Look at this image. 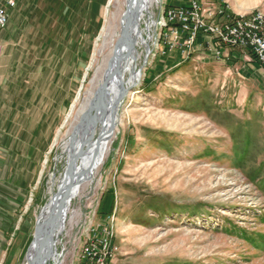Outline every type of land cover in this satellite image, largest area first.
<instances>
[{"label": "rangeland", "instance_id": "obj_1", "mask_svg": "<svg viewBox=\"0 0 264 264\" xmlns=\"http://www.w3.org/2000/svg\"><path fill=\"white\" fill-rule=\"evenodd\" d=\"M188 1H155L145 12L142 80L119 107L104 163L72 199L54 245L58 260L49 264H82L98 225L116 246L109 264H264V79L170 39L167 10ZM198 1L206 8L221 2L236 16L264 14V0ZM17 3L8 50L0 51V110L17 101L27 110L0 127V177L10 155L2 136L13 130L16 141L25 140L33 110L44 114L48 133L13 220L26 243L20 264H28L39 215L66 173V115L89 86L110 4L89 17L73 0Z\"/></svg>", "mask_w": 264, "mask_h": 264}, {"label": "bare ground", "instance_id": "obj_2", "mask_svg": "<svg viewBox=\"0 0 264 264\" xmlns=\"http://www.w3.org/2000/svg\"><path fill=\"white\" fill-rule=\"evenodd\" d=\"M155 1L159 0H109L106 23L103 30L101 29L102 32L90 66L93 68V74L89 80V86L79 91L66 115L68 124L62 148L68 173L61 177L56 193H58L59 202L68 195L70 201L62 209L59 220L53 226L52 239L55 243L57 237L66 229V219L72 199L80 195L82 190L92 183L97 169L104 163L111 148L112 137L110 139L109 137L113 134L110 132V125L114 101L125 92L126 88L135 86L142 80L143 74L137 68L140 52L137 46L140 42H145L141 21L145 12L151 11ZM127 3L132 9L130 17L126 13ZM111 5L113 10L110 8ZM203 8L206 7L203 6ZM215 9H220L219 5H212L213 13ZM167 11V20L172 21L170 13L174 9ZM259 14L264 17L263 13L259 12ZM126 28L128 29L125 30ZM219 40L226 42V35H219ZM97 149V157L94 158ZM71 178L74 179L75 184L69 194L67 182ZM50 202L43 207L39 215L37 241H33L31 245L27 263L35 258L39 246L44 249L42 255L44 257L48 255L46 247L50 239L48 227ZM107 247H113L109 239H107ZM51 257L58 260L55 253ZM111 257H113V250L108 252V258ZM86 258H88V253L83 256V259ZM107 259L105 264H109ZM58 264L61 262L58 261Z\"/></svg>", "mask_w": 264, "mask_h": 264}, {"label": "crops", "instance_id": "obj_3", "mask_svg": "<svg viewBox=\"0 0 264 264\" xmlns=\"http://www.w3.org/2000/svg\"><path fill=\"white\" fill-rule=\"evenodd\" d=\"M73 1L75 4L78 1V5H81L83 8L82 12L90 17V14L92 16L95 13H100L103 3L106 0ZM190 1L191 0H189L188 3ZM167 4L171 3L168 1ZM17 5L18 3L16 1V5L14 7L17 8ZM10 8L13 7L7 8L9 15L8 23L6 27L0 31V51L3 47L8 50L10 43L8 25L10 16L14 13L11 12ZM232 12L235 14L241 13L234 10H232ZM215 20L221 21L223 19L218 17ZM216 46L217 45L209 35L202 34L197 39L194 49L203 53V56L207 57L209 60H219L225 63H235L240 65V70L244 77L264 79V69L260 66L248 49L222 46L220 47L221 55L217 56L216 50L218 47ZM6 58L7 57H3L4 62L2 61L1 64L7 63L5 60ZM1 68L2 65H0V70ZM21 103L22 101L12 103V105L14 104V109L5 108L4 110L6 113L0 110L1 128L5 127L7 129L6 126L8 123H6V117L12 118V115H16V112L19 111L18 109L21 110L22 108H25L24 110H27L26 106L23 107L20 105ZM32 113L35 120L32 118L33 120L31 119L30 123L27 124V130L24 131L25 140L16 141V138H14L12 134L13 130L10 129V136H2L4 138V142L8 145L10 155H8L5 159V168L7 167L9 171H7L8 169H4L0 177V264H20L23 259L24 245L26 244L25 239L21 240L19 239V233H13L14 215L17 214L15 209L22 204L21 199L26 197V195H24L25 189L22 187V183L25 182L27 184V182L32 180V177L34 176V169L36 167V161L38 160L39 155L42 154L46 143V136L48 137V133L45 129V121L43 119L44 114L39 116V111L36 110H33ZM13 126L15 125L13 124ZM14 142L20 146L21 153L19 155L14 152L18 149L16 146L17 144H14ZM111 263H113V260H111Z\"/></svg>", "mask_w": 264, "mask_h": 264}, {"label": "built area", "instance_id": "obj_4", "mask_svg": "<svg viewBox=\"0 0 264 264\" xmlns=\"http://www.w3.org/2000/svg\"><path fill=\"white\" fill-rule=\"evenodd\" d=\"M16 1L0 0V31L8 23L7 8L14 7ZM219 6L220 13H213L212 5L211 8H203L198 0H191L188 4H174V11L170 13V39L177 41L179 38L180 47H194L197 39L206 34L217 45V56L221 55L222 46L245 48L264 69V17L259 14V10L250 16H236L228 13V5L219 3ZM218 17L223 20L216 21ZM219 35H226V42H219ZM168 45L173 48L174 43L168 41ZM108 236L112 235H107L106 225H98L96 231H91V239L87 242L88 258L81 259L82 264H105L109 250H116V246L107 247Z\"/></svg>", "mask_w": 264, "mask_h": 264}, {"label": "water", "instance_id": "obj_5", "mask_svg": "<svg viewBox=\"0 0 264 264\" xmlns=\"http://www.w3.org/2000/svg\"><path fill=\"white\" fill-rule=\"evenodd\" d=\"M131 6H129L127 8V14L130 17L131 16ZM128 28H126L125 30H127ZM150 52V46H148L147 48V54ZM139 71H141V69H139ZM134 86H130L128 88L125 89V92L121 95H119L116 100L114 101L112 110H111V125H110V132L112 133L116 127L117 124V119H118V111H119V107L123 101V99L125 98L126 94L128 93V91L130 89H132ZM124 87H122L123 89ZM97 153H98V149L95 151L94 153V158L97 157ZM68 173V169H66V173ZM74 179L71 178L68 182H67V188H68V193L70 194L71 189L74 187ZM70 198L69 195L64 198V200H62L61 202L58 201V193H56L51 202H50V222H49V233H50V239L47 243V251H48V255L46 257H44L43 254V248L42 247H38V250L36 252L35 258L32 261H29L28 264H35L36 262H38L39 264H49V261L51 259V256L53 253L56 254V250L54 248L55 242L53 241V226L54 224L59 220V217L61 215L62 209L69 203ZM38 229V223H37V227H36V232ZM36 232H35V236H34V241H37V236H36Z\"/></svg>", "mask_w": 264, "mask_h": 264}]
</instances>
